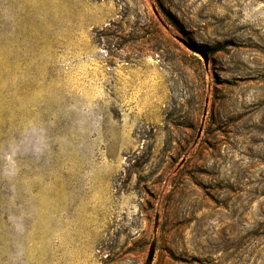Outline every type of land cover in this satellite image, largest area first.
I'll return each mask as SVG.
<instances>
[{"label":"rangeland","instance_id":"obj_1","mask_svg":"<svg viewBox=\"0 0 264 264\" xmlns=\"http://www.w3.org/2000/svg\"><path fill=\"white\" fill-rule=\"evenodd\" d=\"M153 242L264 264V0H0V264Z\"/></svg>","mask_w":264,"mask_h":264},{"label":"water","instance_id":"obj_2","mask_svg":"<svg viewBox=\"0 0 264 264\" xmlns=\"http://www.w3.org/2000/svg\"><path fill=\"white\" fill-rule=\"evenodd\" d=\"M152 9H153V12H154L156 18L158 19L159 23L162 25V27L167 32H169V27L164 23V21L160 17V14L158 13L157 9L155 7H153ZM173 38L177 42H179L180 44H182L186 49H188V50L192 51L193 53L199 55L202 58V60H203V62L205 64L206 70H208V68H209V57H208V54L207 53L195 49L192 45H190L184 39H182V38H180L178 36H173ZM207 109H208V101L206 102V108H205V111H204V120H203V122L205 121V119L207 117ZM202 132H203V127L199 131V137L201 136ZM156 226H158V220H156ZM156 247H157L156 243L153 242L151 244V246H150V250H149V253H148V256H147V260H146V263L145 264H153V260H154L155 253H156Z\"/></svg>","mask_w":264,"mask_h":264},{"label":"bare ground","instance_id":"obj_3","mask_svg":"<svg viewBox=\"0 0 264 264\" xmlns=\"http://www.w3.org/2000/svg\"><path fill=\"white\" fill-rule=\"evenodd\" d=\"M51 264H56V262H55V258H52V259H51Z\"/></svg>","mask_w":264,"mask_h":264}]
</instances>
